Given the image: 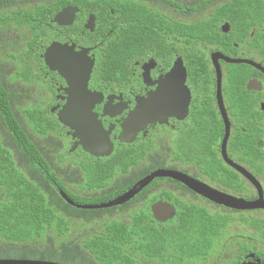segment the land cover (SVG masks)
Listing matches in <instances>:
<instances>
[{"label": "flooded vegetation", "instance_id": "flooded-vegetation-1", "mask_svg": "<svg viewBox=\"0 0 264 264\" xmlns=\"http://www.w3.org/2000/svg\"><path fill=\"white\" fill-rule=\"evenodd\" d=\"M244 2H251L245 4V20ZM195 3L198 7L205 5V16L219 7L222 10L212 38L198 39L195 45L194 30L189 29L185 32L189 34L187 38L175 35L169 43V37L163 35V44L158 38L150 50L129 32L124 34V62L112 68L113 72L106 71L103 77L102 73L96 76V65H103V52L112 49L116 41L113 27L118 22L114 11L100 6L92 8L95 12H88L80 34L67 31L77 23L79 12L70 26L53 23L54 39L38 49L42 57L50 45L60 43L74 45L77 53L88 50V57L94 60L87 88L93 93L89 96L93 102L91 113L104 135L97 144L82 140L89 130L82 132L59 122L62 111L68 115L84 106L76 104V108L68 110L72 96L65 92L67 81L48 66L43 75L52 92L51 100H47L46 92L39 103L46 104L48 116L58 122L63 146L71 155L79 154V162L89 163L90 172L94 164L105 166L96 170L97 176H102L106 167L115 172L107 181H92L93 188L87 193L111 197L109 200L78 206L108 203L150 174L170 171L181 175L178 177L182 180L197 181L206 188L208 196L200 195L178 179L156 178L150 184L155 180L158 183L143 201L150 203V210L159 201L173 205L176 215L171 221L179 212L177 204L203 213L208 222L218 219L222 228L218 252L215 256L206 255L202 264H264V208L239 207L240 203L264 204V0ZM192 7L193 3H188L187 8ZM90 20L93 30L85 27ZM101 24L106 33L94 34ZM109 28L112 29L108 31ZM200 55L201 69L195 57ZM150 116L156 117L155 123L149 122ZM123 155L135 161L136 166L128 169L125 163L121 167ZM150 164L153 168L148 174L134 184L128 181L122 193L112 196L113 187H122V182L135 177L141 166L146 168ZM107 182L110 185L106 186ZM166 194L171 195L173 202L163 199ZM120 206L112 207L116 221L124 216ZM102 223L105 221L99 222ZM76 225L78 230L67 236L72 241L78 240L80 225Z\"/></svg>", "mask_w": 264, "mask_h": 264}, {"label": "trees", "instance_id": "trees-1", "mask_svg": "<svg viewBox=\"0 0 264 264\" xmlns=\"http://www.w3.org/2000/svg\"><path fill=\"white\" fill-rule=\"evenodd\" d=\"M190 2L193 7L187 8ZM245 4L251 2L243 3L244 20ZM98 6L113 10L118 23L113 27L117 35L113 48L103 52V65H96L97 77L124 62V34L134 33L152 50L158 38L163 44V35L169 37V43L175 35L187 38L186 30L193 29L197 45L198 39L215 35L222 18L220 7L205 16V5L198 7L195 0H0V45L1 28L10 35L15 28L25 37L23 41L18 35L22 47L16 52L6 49L2 53L0 48V259L59 264H202L206 255L218 252L222 230L218 219L208 222L203 213L177 204L179 212L173 221L154 220L150 203L143 199L156 180L120 206L124 216L119 221L112 218L115 208L76 206L109 200L111 197L87 193L93 188L92 181H107L115 172L106 167L103 175L97 176L96 170L105 166L94 164L90 172L89 163L79 162V154L71 155L63 146L58 122L48 116L46 104L39 103L46 92L51 100L52 92L43 75L47 65L38 49L54 39L51 20L56 13L66 7L78 8L77 23L67 31L80 34L84 18ZM106 31L101 24L94 34ZM195 57L201 69L203 56ZM123 156L121 167L136 166ZM152 168L151 164L141 166L122 187L112 188V196ZM62 194L76 205L69 204ZM166 195L163 199L173 202L171 195ZM101 221L105 223L99 224ZM76 224L80 225L79 241H72L67 236L78 230Z\"/></svg>", "mask_w": 264, "mask_h": 264}, {"label": "water", "instance_id": "water-1", "mask_svg": "<svg viewBox=\"0 0 264 264\" xmlns=\"http://www.w3.org/2000/svg\"><path fill=\"white\" fill-rule=\"evenodd\" d=\"M79 12L76 7H66L62 9L59 13H57L52 20L53 23H56L60 26H70L74 23V19L76 14ZM86 28L93 30V21L90 20L85 26ZM74 45L69 46L68 44H60L53 43L50 45L44 54L45 63L50 69L56 70L66 81L68 87L65 92L72 96L69 99V107L68 110L76 108V104H82L84 107L82 110L84 113L79 114L80 111H71L67 113H59L58 120L59 122L67 126L69 128L79 130L82 132H89L86 134L87 137H83L82 140L88 144L95 145L99 142L100 137L104 136L103 132L100 130L98 123L95 121L91 113V108L93 107V102L90 101L89 96L93 95L87 88L88 81L90 79L91 72L94 67V60L88 57V50H82L80 52H75ZM78 94L73 97V95ZM71 117L72 121H68L67 118ZM149 122L155 123L156 117L150 116L147 118ZM121 141H125V139L121 138ZM91 154L93 152L91 150H87ZM108 155V154H107ZM99 156V155H97ZM181 175L174 174L170 171H156L143 180L136 183L129 191L124 193L123 195L117 197L116 199L109 201L108 203H104L101 205L95 206H78L81 209H104V208H112L116 206H120L134 198L140 191H142L145 187H147L154 179L156 178H171L178 179L187 184L190 189L196 191L202 196H208L206 188L198 183L197 181H193L192 179L182 180ZM63 198L71 205H74L70 199H68L64 194ZM224 199V198H222ZM240 208L254 209V208H264L263 203H252V204H239ZM152 214L154 219L158 222L165 223L167 221H171L176 215V209L173 205L159 201L155 203L152 208ZM0 264H59L55 262H44V261H30V260H1ZM259 264V263H256Z\"/></svg>", "mask_w": 264, "mask_h": 264}, {"label": "rangeland", "instance_id": "rangeland-1", "mask_svg": "<svg viewBox=\"0 0 264 264\" xmlns=\"http://www.w3.org/2000/svg\"><path fill=\"white\" fill-rule=\"evenodd\" d=\"M1 34H2V40H1V45H0V48L2 50V53L3 52H6V49H9V51L11 52H16L19 50V48L22 47V44H20L19 42V37L18 35H20L24 41L25 37H23L21 35V33H19L15 28L13 29L11 35L8 34L5 29H2L1 28ZM5 38V39H4ZM6 41V42H3V41ZM10 65V64H9ZM11 66V65H10ZM26 91H30V88L28 87H25Z\"/></svg>", "mask_w": 264, "mask_h": 264}]
</instances>
